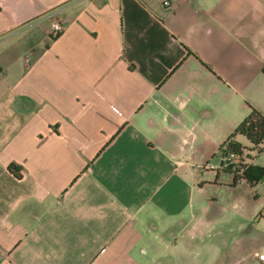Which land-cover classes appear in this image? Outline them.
I'll return each mask as SVG.
<instances>
[{
  "label": "crops",
  "instance_id": "1",
  "mask_svg": "<svg viewBox=\"0 0 264 264\" xmlns=\"http://www.w3.org/2000/svg\"><path fill=\"white\" fill-rule=\"evenodd\" d=\"M248 106L264 0H0V264H264L205 169Z\"/></svg>",
  "mask_w": 264,
  "mask_h": 264
},
{
  "label": "trees",
  "instance_id": "2",
  "mask_svg": "<svg viewBox=\"0 0 264 264\" xmlns=\"http://www.w3.org/2000/svg\"><path fill=\"white\" fill-rule=\"evenodd\" d=\"M248 109V115L218 147V154L221 159L220 170L229 171L233 175V183L244 181L253 188L264 179V168L249 165L251 155L260 153L264 147V116L251 106H248ZM241 138L245 140L246 145L239 142ZM223 160H226L228 165H224ZM8 170L20 177L14 165L8 166Z\"/></svg>",
  "mask_w": 264,
  "mask_h": 264
},
{
  "label": "rangeland",
  "instance_id": "3",
  "mask_svg": "<svg viewBox=\"0 0 264 264\" xmlns=\"http://www.w3.org/2000/svg\"><path fill=\"white\" fill-rule=\"evenodd\" d=\"M239 142L241 144H244L245 140L241 138V139H239ZM218 157H219V155L217 154V156L214 160H210V163L206 164L205 169L208 170L209 172H211L210 170H216V171L220 170L219 167H220L221 161H220V158H218ZM210 166L216 167V169H210ZM226 173L228 175H226V174L222 175V176H225L223 178H227V176H229V174H230L229 171ZM258 190L259 189L250 190L249 187L247 185H244V184H242L241 187L234 189L230 183L228 187H225L223 189V194H222L223 199H224L223 203L225 205H230V206H235V207L242 206V209H244V208L252 209L253 207H255L258 204L259 195L262 194L261 191H258ZM251 192H252V194H251ZM255 194L258 195V198H254ZM238 195L241 197L240 199L242 200L241 205L234 200V197H236ZM218 200H219V194L217 191H215L214 202H218ZM220 203H221V200H220L219 204ZM263 213H264V211H263ZM263 252H264V248H263ZM259 255H261V254H259ZM259 255H258V257H259Z\"/></svg>",
  "mask_w": 264,
  "mask_h": 264
},
{
  "label": "built area",
  "instance_id": "4",
  "mask_svg": "<svg viewBox=\"0 0 264 264\" xmlns=\"http://www.w3.org/2000/svg\"><path fill=\"white\" fill-rule=\"evenodd\" d=\"M164 5H168V2H164ZM62 32V25L58 21H53L51 24V29L49 31V38L54 39L57 38ZM224 161V165H228L226 160ZM229 161V160H228ZM210 169H216V167L210 166ZM260 260H264V255H259Z\"/></svg>",
  "mask_w": 264,
  "mask_h": 264
}]
</instances>
